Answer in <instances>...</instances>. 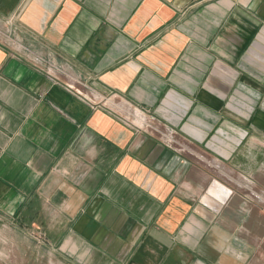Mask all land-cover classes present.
<instances>
[{"label": "crops", "instance_id": "obj_1", "mask_svg": "<svg viewBox=\"0 0 264 264\" xmlns=\"http://www.w3.org/2000/svg\"><path fill=\"white\" fill-rule=\"evenodd\" d=\"M0 241L3 264H264V0H0Z\"/></svg>", "mask_w": 264, "mask_h": 264}, {"label": "built area", "instance_id": "obj_2", "mask_svg": "<svg viewBox=\"0 0 264 264\" xmlns=\"http://www.w3.org/2000/svg\"><path fill=\"white\" fill-rule=\"evenodd\" d=\"M37 62L44 64V68L48 74H56L63 70L57 65L42 60L38 57ZM92 101L95 106H101L113 113L128 125L135 128L137 131L155 130L161 132L153 123V116L141 107L133 104L129 100L118 94H102L100 92H92ZM170 136V133H169ZM171 140V137L169 138Z\"/></svg>", "mask_w": 264, "mask_h": 264}, {"label": "rangeland", "instance_id": "obj_3", "mask_svg": "<svg viewBox=\"0 0 264 264\" xmlns=\"http://www.w3.org/2000/svg\"><path fill=\"white\" fill-rule=\"evenodd\" d=\"M0 245H3L1 241H0ZM21 256H22V258H24V259L26 258V257L23 256V255H21ZM18 257H19V256H18ZM20 260H21V259H20ZM20 260L18 261V264H23V263H25L24 261H22V260L20 261ZM0 263L3 264V260L0 259Z\"/></svg>", "mask_w": 264, "mask_h": 264}]
</instances>
